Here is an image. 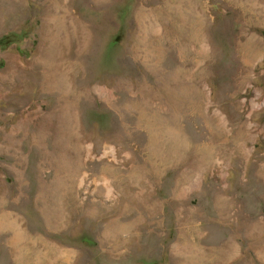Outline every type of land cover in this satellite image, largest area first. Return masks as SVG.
Masks as SVG:
<instances>
[{"label":"rangeland","instance_id":"obj_1","mask_svg":"<svg viewBox=\"0 0 264 264\" xmlns=\"http://www.w3.org/2000/svg\"><path fill=\"white\" fill-rule=\"evenodd\" d=\"M0 264H264V0H0Z\"/></svg>","mask_w":264,"mask_h":264}]
</instances>
